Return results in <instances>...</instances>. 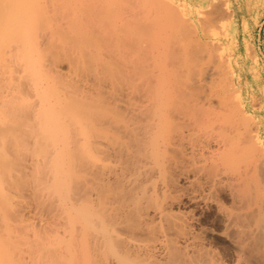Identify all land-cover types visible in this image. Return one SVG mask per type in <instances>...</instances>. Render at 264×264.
<instances>
[{
	"label": "bare ground",
	"instance_id": "1",
	"mask_svg": "<svg viewBox=\"0 0 264 264\" xmlns=\"http://www.w3.org/2000/svg\"><path fill=\"white\" fill-rule=\"evenodd\" d=\"M173 5L0 0V264H264V151Z\"/></svg>",
	"mask_w": 264,
	"mask_h": 264
},
{
	"label": "rangeland",
	"instance_id": "2",
	"mask_svg": "<svg viewBox=\"0 0 264 264\" xmlns=\"http://www.w3.org/2000/svg\"><path fill=\"white\" fill-rule=\"evenodd\" d=\"M157 1L161 4L169 3L171 4V7L174 4L173 8L184 7L183 9H185L184 11L186 12V18L188 16H191L196 19L197 16L200 15V17H198L197 19H199L200 21L202 18V22L204 23L200 21V26V22L198 23L197 20L198 34H200L203 42H205V40H209L207 42L208 44L206 42V44L203 43V45L205 44L204 46H206L205 49H207V51H212V48L219 43L218 40H220V44L225 47V55H227V66L226 68L220 66L221 71H225V73L221 72L222 81H220V84L221 82H224L228 87L231 86L227 90V87L224 85V90H226L225 92L229 93L232 91L231 89H234L238 91L242 96L247 112L246 115H249L250 118H252V120L249 118V124L252 123L250 124V129L252 128L253 135L255 134L253 138L256 139L257 142H259L258 144L262 146L261 148L264 151V0H172L173 2H171L170 0ZM221 1H225L223 3H226V1L230 2V11L227 10L225 4L222 5L223 3H221ZM209 2H212V4H215L216 6L220 5L221 10H219V7L217 9L220 12H214V9H216L217 7L215 6V8H212V6H209ZM221 6L225 8V13L226 11H228L226 13L227 15H224L225 19L220 15L224 13L222 9L223 7L221 8ZM192 8L194 11L191 10ZM205 11H208L207 14ZM202 14L204 18L201 17ZM205 14L207 16H205ZM211 16L216 19H213ZM226 16L228 18H226ZM222 19H224V21H222ZM211 20H213L214 23L213 21L210 22ZM219 21H222L223 24L220 23L222 25H219ZM202 24H204L205 28L202 26ZM216 25L217 27H215ZM199 26L203 27L201 28L203 31ZM212 26L214 28L213 31ZM206 29L207 31L205 32ZM219 31L220 34L217 33ZM204 36L207 37L205 38ZM211 40L213 42H211ZM255 123L257 125H253Z\"/></svg>",
	"mask_w": 264,
	"mask_h": 264
}]
</instances>
